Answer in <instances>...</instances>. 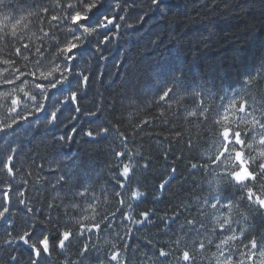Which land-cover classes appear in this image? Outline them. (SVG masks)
<instances>
[{"label":"trees","instance_id":"obj_1","mask_svg":"<svg viewBox=\"0 0 264 264\" xmlns=\"http://www.w3.org/2000/svg\"><path fill=\"white\" fill-rule=\"evenodd\" d=\"M20 3L21 0H6V6L0 8V17L3 14L13 17L26 15L19 12L17 6ZM27 3L35 8L37 0H27ZM116 3L121 4V9L114 11ZM120 15L125 16V21H116L121 24L120 30L112 31L115 38H110L109 48L102 47V55L107 56V59L99 61L97 58L99 64L103 65V70L97 73L99 65H94L92 71L86 73L89 76L87 87L82 86L83 91L77 94L81 108L79 114L74 112L75 105L69 100L61 107L55 127H42V121L33 117L2 133L3 135L0 133V149L8 145L3 143V139L7 137L9 144L20 152L17 159L20 161L18 167L22 170L17 174L16 180L20 182L18 186L28 192L29 198L35 197L29 206L39 210L37 216L50 213L57 219L61 231L65 226L76 230L77 221L91 224L93 218L98 219L100 215L119 207L118 198L113 196V192L117 190L119 171L113 152L121 147L116 133L110 131L89 139L83 135L84 131L115 125L128 135L126 149L132 159H125L124 163L142 165V156L151 158L148 169L138 167L129 177L127 186L136 187L144 195L138 201L131 200L126 195V205L132 206L125 207L124 211L135 217L142 210H153L155 223L145 229H136L129 221L121 223L122 218L118 217L113 221L114 228L92 234L91 243L95 247L84 264H97V258H105L112 244L119 246L122 241L117 234H124V226L133 229L131 237H125V240L131 245L128 255L134 257V264H140L141 261L152 264L148 260L154 254L151 244H162L165 241L171 243L172 240L181 239L183 247V241L187 237L184 235L185 229L180 225L184 224L185 218H191L190 213L183 211L177 223L172 224L170 221L167 226L159 217L165 214L171 216L181 210V202L188 204L197 198L201 201L208 198L210 189L216 188L215 177L203 173L207 179L201 180L199 172L195 177L194 173L188 172L189 158L193 153L187 149V142L190 139L197 140L201 136V129L196 127L197 118L187 117L183 109H197L191 102L178 105L175 101L171 102L170 111L167 104L157 108L156 96L170 85L180 91H209L217 97L226 92L232 95L234 89L239 90L242 80L264 63V0H168L155 6H151V0H102L90 13L89 22L94 26L103 17ZM32 19L34 17H28L26 21L30 23ZM125 22L133 27H123ZM93 50L86 43L75 52L86 63L84 53L90 54ZM72 65L74 70V61ZM175 77L178 79H174ZM74 78L80 83V76H72L53 93L58 97L67 95L72 90ZM29 80L31 81L30 77ZM122 96L129 99L121 101ZM49 102L48 98L40 117L46 119L49 115ZM215 103L220 101L216 100ZM54 106L55 103L52 104V109ZM97 106L101 110L95 116L85 115ZM161 111L168 112L167 118L171 122L163 128L157 124L155 131L160 133L159 137L154 133L151 139L144 134L137 135V122L142 124L144 119L151 120ZM71 115H76V119L69 122ZM72 128L77 130L72 142H62L59 138L66 136ZM177 131L182 133L179 143L175 137ZM165 136L169 138L167 141ZM208 139H211L210 129ZM199 142L204 143L203 139ZM137 152L141 156H136ZM165 152L168 160L164 158ZM201 155L203 160L207 159L203 149ZM177 156L182 159L177 160ZM170 164L177 167V172L167 178L166 169ZM40 165L44 166L43 169ZM50 167H58L59 172H50ZM55 175H63L69 180V184L53 191L47 182L55 181ZM164 177L167 182L160 189L158 184ZM38 179L39 184L36 183ZM24 180L28 181L27 185L22 184ZM209 180L213 183L209 184ZM200 183L204 185L203 193L196 187ZM85 185L89 189L88 195L80 200L79 208L68 209L67 215H64L63 207L47 208L49 201L61 204V197L67 203L71 199L69 191L82 190ZM90 205L96 206L95 212ZM58 211L62 218H57ZM209 212L212 213V210L209 209ZM20 213V219H28L22 215L23 209ZM225 215L227 213L218 210L215 215H208L203 220L207 229L204 232L205 239L215 238L211 229ZM84 216L90 219L84 221ZM10 220L15 222L16 217H10ZM200 220L201 217L197 216L198 224ZM9 227V224L0 221V233ZM239 227L235 223V228ZM262 229L264 217L257 215L254 228L250 231L259 234ZM36 231H40V228L37 227ZM54 231L53 229L50 234H54ZM88 235L85 233V240ZM78 240L79 237L73 241L75 247H70L58 257L64 264H68V261L79 264L81 258L75 255L76 248L79 247ZM20 247L27 254V249ZM215 251L213 247L200 264H215V257L212 255ZM0 256H3L2 251ZM45 264L48 262L45 261ZM172 264H175L174 258Z\"/></svg>","mask_w":264,"mask_h":264},{"label":"snow or ice","instance_id":"obj_2","mask_svg":"<svg viewBox=\"0 0 264 264\" xmlns=\"http://www.w3.org/2000/svg\"><path fill=\"white\" fill-rule=\"evenodd\" d=\"M158 4V0H151V6ZM6 6V0H0V8ZM95 0H56V7L53 9H42L41 25L48 23L50 26L59 28L62 22L71 24L72 38L59 49L63 53L65 64L71 65L76 59L74 53L80 48V44L76 43L80 37L76 35V31L87 33L88 30L83 27L89 19L90 13L97 7ZM27 3V0H21L17 6L20 13L18 16H10L3 14L0 17V28L5 26L9 30L18 34V30L23 27L28 17L33 16L36 8ZM60 9H66L63 19L58 15ZM121 4L114 5V11L120 10ZM16 11V10H15ZM87 12L89 15H85ZM142 19V17H141ZM102 23L97 28L103 30L112 26L117 32L121 28V24L116 21H125V16H107L101 18ZM128 28L133 27L132 24L127 25ZM45 36L51 35V31L45 32ZM109 36L115 38L114 34H108L102 38V42L106 43ZM0 51V78L4 80L0 84V90L16 87L23 84L29 77L35 82L37 91H43L45 81L38 74V69L42 74L41 65L47 58V53L42 45L40 48L33 50L32 46L25 40H20L16 44L9 46L6 55ZM27 53V55H26ZM21 58L29 62L35 63V67L30 71L25 68L18 67ZM72 72L71 67L65 69ZM63 75V73H61ZM77 75H81L77 73ZM174 79H178L175 77ZM63 82V81H61ZM89 83L88 75H81L80 86L87 87ZM232 95L227 92L216 96L215 93L209 91H200L193 89L191 91H180L177 87L166 86L159 93L158 100L155 101V107L159 108L168 105L171 110L172 101L178 105L183 103L187 105L191 102L192 106L197 110H191L185 107L183 112L186 116L197 118L196 127L201 129V136L197 140L190 139L187 142V149L193 153L189 158L188 172H198L203 176L215 177V189H210L211 199L205 198L201 204L194 202L185 204L181 202L180 209L173 215L159 217L164 225H169L171 221L175 224L179 221L183 211L190 213L191 218H185L184 224L180 227L185 229L184 235L187 239L183 241L181 247V239L172 240L171 243L165 241L162 244H151L154 254L148 257L152 264H172V258L175 264H200L208 253L214 247L215 264H264V229L259 234L250 231L254 228V219L257 215L264 216V63H262L253 74L242 80L239 90L234 89ZM49 96L43 97L44 103L36 107L35 115H39L45 108L46 101ZM219 100L220 103H215ZM70 102L75 105L74 112L80 113L81 108L78 102V95L73 93ZM5 103H8L5 100ZM19 101H14L13 106H17ZM97 106L93 110L85 113L88 116H95L100 112ZM11 108L8 115L12 117L9 127H0V133H6L12 130L21 122H25L34 117L32 112L26 113L23 117L17 118V112ZM60 109H56L49 113V123H54L58 119ZM168 112L161 111L158 116H153L151 120L144 119L142 124L137 122V135L144 134L145 137L151 139L154 133L159 137L160 133L156 132V126L159 124L162 128L171 121L168 120ZM76 119V115L69 117V122ZM191 122V121H189ZM211 132V139H208V130ZM76 129L72 128L66 136L59 139L62 142L71 143ZM115 132L121 147L113 152V158L116 162L118 171L117 190L113 192V196L118 198L119 207L110 213L100 215L98 219L93 218L91 224L83 221H77L78 228L65 226L64 230H60L57 219L53 218L50 213H42L37 216L38 209L29 206L35 197L29 198L28 192L22 190L20 182L16 180L17 174L22 170L18 167L20 161L17 159L20 152L16 147L8 144L0 149V221L9 224L10 227L5 232L0 233V264H64L58 257L66 252L70 247H75L73 241H77L79 247L76 248L75 255L80 257L79 264L90 258V254L95 247L91 243L92 234L103 232L107 228H114L113 221L118 217L123 221H129L135 225L136 229H145L155 223L153 219V210H142L135 217L128 215L124 209L132 205H126L124 197L127 195L131 200L138 201L144 192L136 187L129 188L128 179L132 176L134 170L138 167L148 169V156H142V165H132L124 163L127 159L131 161L132 155L126 149L128 135L122 132L118 127L112 125L110 127H100L95 130H86L83 135L89 139H95L97 136ZM176 142H181L182 133H175ZM165 141L169 138L164 137ZM203 139L204 143L199 142ZM159 143V141H157ZM201 149L207 154V159L203 160ZM136 156H141L139 152ZM165 160H168V154L164 153ZM177 160L182 157L177 156ZM43 169V165H40ZM222 168L223 170H217ZM52 173H58L59 168H49ZM177 172V167L170 164L166 169L165 177ZM160 181L158 188L162 189L167 182V178ZM205 177V176H204ZM207 179V177H206ZM37 184L40 183L38 179ZM51 189L57 191L69 184V180L63 175H55V181H48ZM213 183L209 180V184ZM23 185H27L28 181L24 180ZM200 188V185H196ZM89 189L85 185L82 190L69 191L68 196L71 199L64 203L61 197V204L57 205L53 201L47 203L48 209H65L64 215L68 214V209H77L80 206V200L88 195ZM56 198L54 197L53 200ZM199 200V198H197ZM196 200V201H197ZM205 208L211 209L212 213L222 210L227 213L218 221L219 226L211 229L215 238H204V232L207 231L204 219L208 218ZM23 209L22 215L27 216V220L20 219V210ZM156 215V214H155ZM197 216L201 217L198 224ZM10 217H16L15 222ZM57 218H62L60 212H57ZM90 218L84 216L83 220L88 221ZM236 223L240 227L232 228V224ZM37 227L40 231H36ZM125 227L123 235L117 234L118 239L122 243L118 246L112 244L109 251L106 252L105 258H97V264H134V257L128 255L131 245L125 240V237H131L133 229ZM54 234H50L52 230ZM85 233H88L87 240L84 239ZM199 234V235H197ZM27 249L25 254L21 247ZM227 250V251H226ZM122 251L124 255L122 256ZM68 264H77L76 261H68ZM140 264H146L141 261Z\"/></svg>","mask_w":264,"mask_h":264},{"label":"clouds","instance_id":"obj_3","mask_svg":"<svg viewBox=\"0 0 264 264\" xmlns=\"http://www.w3.org/2000/svg\"><path fill=\"white\" fill-rule=\"evenodd\" d=\"M97 5L102 3V0H95ZM37 4L39 7L36 8L35 13L33 14L34 19L31 22L25 21V24L21 29L18 30V34H14L9 30V27L5 26L0 28V51L6 52L10 45L18 43L20 40H25L28 42L33 50L40 48L42 45L45 48V52L47 53V58L43 61L41 68L42 74L38 69V74L41 75V79L45 81L43 91H37L35 87V82L26 80L23 84H20L16 87H11L8 89L0 90V127H9L10 123L12 122V117L8 115V111L11 108L13 111H16V107H18L19 111L17 112V118L23 117L26 113L32 112L34 117L37 120L42 121V127L47 128L49 125L52 127L56 126V122L49 123L48 117L43 118L39 115H35V109L42 103L43 97L49 96V93L53 90L60 89L65 83L69 80L70 76H75L77 73L81 75H86V73H90L94 65H99L97 68V73L103 70V65L99 64V61H104L107 59V56L102 55V30L97 28L98 24L102 23L100 20L96 25H91L89 19L87 20L85 27L88 32H80L79 30L76 31V35L80 37L76 41V43L80 44V48L84 46L86 43H91V41H96V46L93 51L89 53H84L86 56V63L79 67V71L77 72H67L65 69L67 67H73V65H67L63 59V53L59 51L61 47L65 43H67L72 38V29L71 24L62 22L59 28L55 26H50L48 23H44L43 26L41 25V18H42V9L48 8L53 9L56 7V0H37ZM66 9H60L58 11V15L61 16L63 19ZM85 15H89L85 12ZM90 16V15H89ZM129 23L125 22L123 27L128 28L127 25ZM51 31V35L45 36L44 33ZM115 43V40L112 41ZM155 43V41H153ZM111 46V45H110ZM27 55V53H26ZM76 57V53H74ZM18 67L25 68L26 70L30 71L32 68L35 67V63L29 62L24 58H21L20 63L17 65ZM63 73V75H61ZM81 75L80 76L81 78ZM63 81V82H61ZM4 80L0 78V84H3ZM83 91L81 86H76L73 90L69 91L67 95H63L62 97L53 96V100L55 101V106L53 107L52 111L56 109H61L65 105L66 101L71 99V95L73 93H80ZM129 98L121 97V101H125ZM5 100L8 103H5ZM19 101L17 106H13L14 101ZM31 123V121H29ZM222 168H218L217 170H221ZM195 177V176H194ZM206 179V177L201 176V180ZM200 192L203 193L205 191L203 183H200ZM212 196L209 194L208 199H211ZM201 200H197L194 203L199 205L201 204ZM92 211H96L95 205H90ZM205 212L208 215H215V213L209 212L208 208H205ZM264 217V216H261ZM90 218V217H89ZM216 226L218 227L219 224L217 223ZM232 228H235V222L232 224Z\"/></svg>","mask_w":264,"mask_h":264},{"label":"rangeland","instance_id":"obj_4","mask_svg":"<svg viewBox=\"0 0 264 264\" xmlns=\"http://www.w3.org/2000/svg\"><path fill=\"white\" fill-rule=\"evenodd\" d=\"M101 35H102V37H105L108 34L101 32ZM109 44H110V41H109V38H108L107 42L103 43V47L109 48L110 47ZM89 45H91L92 48L95 49L96 41L95 40L91 41V43H89ZM74 62H75L76 65H75V68H74L73 72L79 71V67L82 66L83 64H85V62L80 57H78L77 54H76V59L74 60ZM70 77H72V76H70ZM72 82H73L72 85H71L72 86V90L76 86H80V83H79L77 78H74ZM53 92H54V90L49 94V96H50L49 100H50L51 103L49 102V108L47 109L48 112L52 111V104L55 103V101L53 100V96L55 95L56 97H58L57 94L53 93ZM1 135H3V134L1 133ZM1 135H0V138L2 137ZM3 143L6 144V145L9 144V140H8L7 137L3 139Z\"/></svg>","mask_w":264,"mask_h":264},{"label":"water","instance_id":"obj_5","mask_svg":"<svg viewBox=\"0 0 264 264\" xmlns=\"http://www.w3.org/2000/svg\"><path fill=\"white\" fill-rule=\"evenodd\" d=\"M163 1H168V0H159V1H158V4L161 3V2H163ZM112 28H113L112 26H109V27L103 29L102 32H103V33H108V32H110V30H111ZM109 37H111V36H109Z\"/></svg>","mask_w":264,"mask_h":264}]
</instances>
